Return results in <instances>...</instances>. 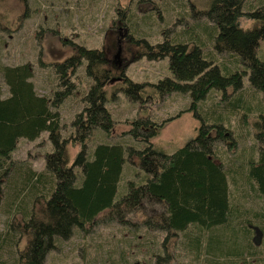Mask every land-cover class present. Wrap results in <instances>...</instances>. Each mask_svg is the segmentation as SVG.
<instances>
[{"label":"trees","instance_id":"1","mask_svg":"<svg viewBox=\"0 0 264 264\" xmlns=\"http://www.w3.org/2000/svg\"><path fill=\"white\" fill-rule=\"evenodd\" d=\"M244 3L209 0L207 8L197 10L217 28L216 34L211 32L215 51L235 55L242 67L217 62L203 50L192 27L158 42L135 38L142 56H167L172 75L154 82L135 81L123 74L117 80L118 90L143 104L172 91L188 92L192 98L188 109L201 119L198 133L172 152L151 139L181 112L160 120L141 113L131 118L129 127L122 131L132 141H102L88 149L87 140L94 128L110 134L115 124L106 106L112 70L106 68L104 51L76 45L72 54L54 65L55 87L50 93L36 88L28 63L0 64V194L3 184L7 185L9 165L14 162L10 155L18 138L33 140L47 131L53 145L42 170L29 164L22 174V186L12 201L18 210L9 208L11 217L5 231H0V252L10 246L16 264H46L45 256L56 247V238L71 236L73 227L98 222L105 212L135 209L142 213L145 228L164 232L160 242L163 252L155 255L157 262H169L171 255L166 248L177 237L181 248L191 253L188 264H250L253 235L264 232V206H245L242 199L264 198V113H258L253 122L256 155L241 167L220 158L218 140L235 145L231 133L226 132L229 130L222 114L205 109L201 118L196 111V101L203 99L209 89L227 95L229 87H242L245 73L264 100V3L246 10ZM243 14L254 21L252 26L241 25ZM121 15L125 24L131 23L130 17L123 12ZM185 34L188 36L183 38ZM81 66L92 82L82 96L84 107L71 123L73 133L61 137L60 105L76 89L72 77ZM212 129L214 134L210 133ZM69 138L72 144L80 145L72 162L66 147ZM125 163L134 165L135 178L123 183ZM25 190L34 194L29 209L25 207L28 200L22 202L19 197ZM17 212L21 213L19 219L13 214ZM20 237L25 241L22 247ZM4 260L0 255V264H9Z\"/></svg>","mask_w":264,"mask_h":264},{"label":"rangeland","instance_id":"2","mask_svg":"<svg viewBox=\"0 0 264 264\" xmlns=\"http://www.w3.org/2000/svg\"><path fill=\"white\" fill-rule=\"evenodd\" d=\"M259 2L264 3V0H245L243 9H250ZM208 4L209 0H2L0 64L28 63L33 70L32 80L36 88L40 92L50 93L55 87L54 65L72 54L78 48L76 45L104 51L106 68L112 70L111 81L107 83L106 106L111 110L115 124L110 134L94 128L87 140L88 149L102 141H132L130 135L122 131L129 127L131 118L141 113L147 112L160 120L181 112L168 120L151 139L165 151L172 152L198 133L201 119L188 109L192 103L191 95L172 91L159 98H149L143 104L141 100L132 101L123 90H118L117 80L123 74L135 81L154 82L166 75L171 76L168 57L148 59L142 56L138 52L141 46L135 42V38L144 37L150 42H158L166 36L172 38L175 33L183 34L189 27L195 29V37L203 50L209 52L217 62H226L233 68L241 66L235 55L215 51L211 32L216 34L217 28L214 29V23L197 12L207 8ZM189 10L191 13L195 11L193 16ZM121 12L131 18V23L125 24ZM240 22L243 27L254 24L245 14ZM119 43L121 54L116 57ZM119 60L120 64L117 65ZM72 79L76 82V89L60 105L61 137L73 133L71 123L74 115L84 107L82 96L87 84L92 82L83 66L75 71ZM242 82V87L237 90L229 87L227 95H223L222 90L209 89L203 99L196 101V111L201 118L205 109L213 110L211 114H222L229 130L226 132L231 133L235 145L228 146L225 141L218 140L217 146L222 151L220 158L226 163L246 167L257 152L253 122L258 113H264V100L262 92L250 85L246 73ZM4 88L6 94V86ZM113 90L116 91L114 96ZM210 133L214 134V129ZM72 142V138L66 142L69 162L73 161L80 148L79 144ZM51 150L53 145L47 131H42L33 140L18 138L10 155L14 162L9 165L7 185L4 187L3 184L1 188L0 231H5L7 220L11 217L9 208L11 211L18 210L16 202L12 204V201H15L22 186V174L27 172L26 167L30 164L34 169L42 170L46 153ZM131 165L125 163L123 183L135 178V168ZM19 197L22 202L28 200L25 207L29 209L33 192L25 190L20 192ZM242 203L260 208L264 206V198H245ZM13 214L18 219L21 217L20 212ZM141 214L140 210L135 209L123 213L105 212L99 216L98 222L86 224L83 228L73 227L71 236L56 238V247L45 256L46 264H188L192 260L191 253L181 248L179 238L175 237L173 244L169 243L166 248L171 255L169 262H157L155 255L163 252L160 242L164 232L145 228ZM253 240L251 249L254 252L248 261L250 264H264V232L262 235L255 232ZM24 243L20 237L19 246L22 247ZM9 249H3L0 255L5 263L16 264L15 252Z\"/></svg>","mask_w":264,"mask_h":264},{"label":"flooded vegetation","instance_id":"3","mask_svg":"<svg viewBox=\"0 0 264 264\" xmlns=\"http://www.w3.org/2000/svg\"><path fill=\"white\" fill-rule=\"evenodd\" d=\"M118 46H119V50H118V52L116 53V57H119V56H120V54H121V47H120V43L118 44ZM119 64H120V60L118 61L117 65H119Z\"/></svg>","mask_w":264,"mask_h":264},{"label":"water","instance_id":"4","mask_svg":"<svg viewBox=\"0 0 264 264\" xmlns=\"http://www.w3.org/2000/svg\"><path fill=\"white\" fill-rule=\"evenodd\" d=\"M125 65H127V63H126ZM119 78H121V77H119ZM258 233H259V232H258Z\"/></svg>","mask_w":264,"mask_h":264}]
</instances>
